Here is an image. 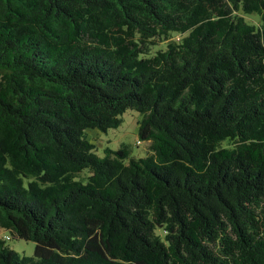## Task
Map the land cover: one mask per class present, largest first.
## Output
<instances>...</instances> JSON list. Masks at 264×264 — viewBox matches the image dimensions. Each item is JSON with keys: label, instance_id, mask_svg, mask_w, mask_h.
<instances>
[{"label": "trees", "instance_id": "16d2710c", "mask_svg": "<svg viewBox=\"0 0 264 264\" xmlns=\"http://www.w3.org/2000/svg\"><path fill=\"white\" fill-rule=\"evenodd\" d=\"M128 109L147 154L99 155ZM0 228L36 243L0 264H264V0H0Z\"/></svg>", "mask_w": 264, "mask_h": 264}, {"label": "rangeland", "instance_id": "374dc122", "mask_svg": "<svg viewBox=\"0 0 264 264\" xmlns=\"http://www.w3.org/2000/svg\"><path fill=\"white\" fill-rule=\"evenodd\" d=\"M249 21L253 23L259 22V16L256 14H249ZM252 16V17H251ZM166 42H161L157 47H165ZM155 47V49H157ZM141 113L135 109H128L122 114V123L117 128H110L107 131L99 128H87V137L93 141L96 145V152L99 155H104L105 147H111L113 149L120 148L123 144L129 145L132 149V154L137 157H142L147 154L149 141L140 140L138 136L139 119ZM227 142H224V145ZM88 169H85L80 173L79 178L86 177ZM1 230V229H0ZM9 236L8 239L6 237ZM0 237L5 238L9 246L16 249L22 254L32 255L35 250L36 243L33 241L25 240L17 237L11 231L2 229L0 231Z\"/></svg>", "mask_w": 264, "mask_h": 264}, {"label": "built area", "instance_id": "2783aa9c", "mask_svg": "<svg viewBox=\"0 0 264 264\" xmlns=\"http://www.w3.org/2000/svg\"><path fill=\"white\" fill-rule=\"evenodd\" d=\"M137 142H138V143H140V142H141V140H138ZM6 238H9V236H7Z\"/></svg>", "mask_w": 264, "mask_h": 264}, {"label": "crops", "instance_id": "0c3cea01", "mask_svg": "<svg viewBox=\"0 0 264 264\" xmlns=\"http://www.w3.org/2000/svg\"><path fill=\"white\" fill-rule=\"evenodd\" d=\"M0 229L2 230L3 228H0ZM1 230H0V231H1Z\"/></svg>", "mask_w": 264, "mask_h": 264}]
</instances>
